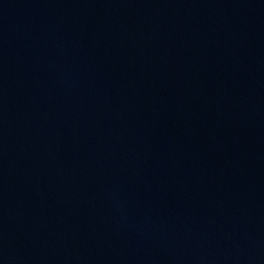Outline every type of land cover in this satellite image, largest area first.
<instances>
[{
    "label": "water",
    "instance_id": "water-1",
    "mask_svg": "<svg viewBox=\"0 0 264 264\" xmlns=\"http://www.w3.org/2000/svg\"><path fill=\"white\" fill-rule=\"evenodd\" d=\"M0 264H264V0H0Z\"/></svg>",
    "mask_w": 264,
    "mask_h": 264
}]
</instances>
